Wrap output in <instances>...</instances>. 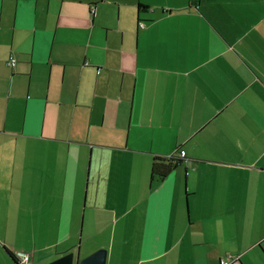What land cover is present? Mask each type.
Here are the masks:
<instances>
[{
  "label": "crops",
  "instance_id": "crops-1",
  "mask_svg": "<svg viewBox=\"0 0 264 264\" xmlns=\"http://www.w3.org/2000/svg\"><path fill=\"white\" fill-rule=\"evenodd\" d=\"M98 248L264 264V0H0V264Z\"/></svg>",
  "mask_w": 264,
  "mask_h": 264
},
{
  "label": "water",
  "instance_id": "water-1",
  "mask_svg": "<svg viewBox=\"0 0 264 264\" xmlns=\"http://www.w3.org/2000/svg\"><path fill=\"white\" fill-rule=\"evenodd\" d=\"M106 249L98 248L79 258L75 251L66 252L45 264H105Z\"/></svg>",
  "mask_w": 264,
  "mask_h": 264
},
{
  "label": "trees",
  "instance_id": "trees-1",
  "mask_svg": "<svg viewBox=\"0 0 264 264\" xmlns=\"http://www.w3.org/2000/svg\"><path fill=\"white\" fill-rule=\"evenodd\" d=\"M196 1L198 0H190ZM144 8L143 5H139V9ZM182 157L179 158L176 154H171L165 158H157V161L153 162L152 167H151V174L157 176V177H163L165 176L172 168L177 166L182 162L181 160ZM11 257L16 261L14 253L9 251ZM17 262V261H16Z\"/></svg>",
  "mask_w": 264,
  "mask_h": 264
},
{
  "label": "built area",
  "instance_id": "built-area-1",
  "mask_svg": "<svg viewBox=\"0 0 264 264\" xmlns=\"http://www.w3.org/2000/svg\"><path fill=\"white\" fill-rule=\"evenodd\" d=\"M91 11L93 12V9H91ZM139 25L141 27H143V23L140 21L139 22ZM9 65H14L15 64V58H10L9 61H8ZM184 154V151L181 150L180 151V156H183ZM14 256H15V259L17 261V264H30L31 262V255L29 252H26V251H16L14 252ZM233 259V257L227 255L225 257H221L220 260H219V263L220 264H228L229 263V259Z\"/></svg>",
  "mask_w": 264,
  "mask_h": 264
}]
</instances>
